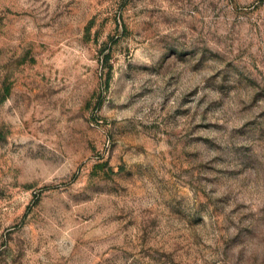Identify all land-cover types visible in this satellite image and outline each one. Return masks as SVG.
I'll list each match as a JSON object with an SVG mask.
<instances>
[{"label":"rangeland","instance_id":"374dc122","mask_svg":"<svg viewBox=\"0 0 264 264\" xmlns=\"http://www.w3.org/2000/svg\"><path fill=\"white\" fill-rule=\"evenodd\" d=\"M0 264H264V0H0Z\"/></svg>","mask_w":264,"mask_h":264}]
</instances>
